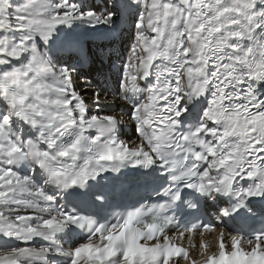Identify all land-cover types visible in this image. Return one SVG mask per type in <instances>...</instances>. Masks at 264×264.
Here are the masks:
<instances>
[{"label": "snow or ice", "instance_id": "snow-or-ice-1", "mask_svg": "<svg viewBox=\"0 0 264 264\" xmlns=\"http://www.w3.org/2000/svg\"><path fill=\"white\" fill-rule=\"evenodd\" d=\"M128 168L155 197L99 222ZM0 264H264V0H0Z\"/></svg>", "mask_w": 264, "mask_h": 264}, {"label": "bare ground", "instance_id": "bare-ground-1", "mask_svg": "<svg viewBox=\"0 0 264 264\" xmlns=\"http://www.w3.org/2000/svg\"><path fill=\"white\" fill-rule=\"evenodd\" d=\"M89 2L90 3H95V2L90 1V0H89ZM131 24H132V20L131 19L127 20V22L125 24H123L121 26V28L119 30H117V32H116L117 55H119L121 52L123 54V52L128 49L126 43H127L128 38L131 39V36L129 37L126 34V32L132 30ZM61 27L63 28L64 26H61ZM74 29H75V34L76 35H82V36L87 37L89 39L88 41L92 42V45H95V46H97L98 44L101 43V40L99 39V37L104 36V35H108V36L112 35V33L108 32L107 27L106 26H102V25L101 26H96L95 29H92L89 25H80V26H74ZM93 49H94V51H92V53L95 55L97 53V51H98V48H93ZM90 50H92V49H90ZM126 53H127V51H126ZM115 63L117 65V67L120 65V61H115ZM101 67H103L105 71H108V61L105 60L103 66L100 65L99 63H96L95 65H93L92 68H90L88 70L89 78L90 79L98 78L97 77V70L100 69ZM134 133H135V129L131 125H125V126H122L120 134L125 139H135L136 136H135ZM136 135H137V133H136ZM75 238L78 239L80 237H79V235H77V237H75ZM204 239L207 240V241H211L213 239V236L211 234H208V235L204 236ZM185 243L188 245L187 239L185 240ZM199 243H200L199 236H195L193 238V244L196 247H198Z\"/></svg>", "mask_w": 264, "mask_h": 264}, {"label": "rangeland", "instance_id": "rangeland-1", "mask_svg": "<svg viewBox=\"0 0 264 264\" xmlns=\"http://www.w3.org/2000/svg\"><path fill=\"white\" fill-rule=\"evenodd\" d=\"M90 1H93V2H95V3H97V4H99L100 2H101V0H90ZM131 27H132V30L131 31H127L126 32V34L130 37L131 36V38L134 36V34H135V28L133 27V21H132V24H131ZM129 32V33H128ZM130 38H128V40H127V43H126V45H127V48H128V45H129V43H130ZM91 44H89V47H90V49L92 48L91 46H90ZM126 47V46H125ZM126 51L127 50H125L124 52H123V54H122V52L119 54V55H121V56H123V57H125L126 58V56H127V53H126ZM125 54V55H124ZM135 136H136V131H135Z\"/></svg>", "mask_w": 264, "mask_h": 264}]
</instances>
